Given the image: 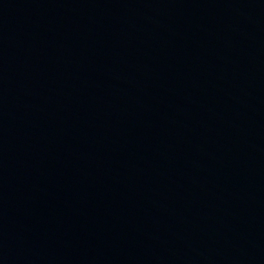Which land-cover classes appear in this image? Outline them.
I'll return each mask as SVG.
<instances>
[{
	"label": "water",
	"instance_id": "1",
	"mask_svg": "<svg viewBox=\"0 0 264 264\" xmlns=\"http://www.w3.org/2000/svg\"><path fill=\"white\" fill-rule=\"evenodd\" d=\"M0 264H264V0H0Z\"/></svg>",
	"mask_w": 264,
	"mask_h": 264
}]
</instances>
